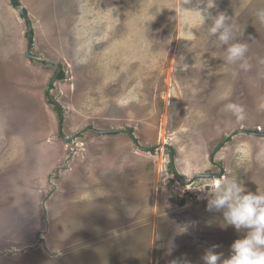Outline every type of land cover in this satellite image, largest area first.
Masks as SVG:
<instances>
[{"label":"rangeland","instance_id":"1","mask_svg":"<svg viewBox=\"0 0 264 264\" xmlns=\"http://www.w3.org/2000/svg\"><path fill=\"white\" fill-rule=\"evenodd\" d=\"M17 1L47 60L28 57V19L0 0V264L227 258L243 233L222 227L200 188L230 176L264 191V0L213 9L231 17V42L248 43V71L225 62L211 21L198 24L204 0ZM52 60L64 76L47 94ZM165 144L184 180L219 176L184 184Z\"/></svg>","mask_w":264,"mask_h":264},{"label":"clouds","instance_id":"2","mask_svg":"<svg viewBox=\"0 0 264 264\" xmlns=\"http://www.w3.org/2000/svg\"><path fill=\"white\" fill-rule=\"evenodd\" d=\"M190 3L191 0H185ZM216 0H204L192 10L200 26L207 21L210 36L217 37L219 44L227 45L224 60L227 64H238L239 68L248 71L251 65L247 53L249 45L246 42H231L235 40L233 25L223 11H217ZM261 23H264V9L256 13ZM186 66V65H185ZM225 110L230 112L237 121H243L244 108L238 104L228 103ZM175 173V172H174ZM205 191L203 199H207V210L223 212L224 224L222 227L233 226L237 232L243 233L241 238L234 240L230 245L229 256L224 258L223 253L209 249L202 257L204 264H264V191L252 192L238 182L235 177L216 179L210 185L201 187ZM218 247L214 245L213 248ZM171 264H191L186 259H175Z\"/></svg>","mask_w":264,"mask_h":264},{"label":"water","instance_id":"3","mask_svg":"<svg viewBox=\"0 0 264 264\" xmlns=\"http://www.w3.org/2000/svg\"><path fill=\"white\" fill-rule=\"evenodd\" d=\"M11 1V4L13 5V7L17 10H19L21 12L22 15L26 16V18L29 20V33H28V42H29V46H28V56L31 57V58H35V59H42V60H47L46 58H43V57H40V56H35L32 51H31V46H32V43H33V22L31 21V18L29 16V10L28 8L23 5V6H19L18 3H17V0H10ZM136 1V4L139 2V0H135ZM135 4V5H136ZM52 62L54 63H57L59 65V70L57 71L56 75L54 76L53 80H51L49 83V89H48V92H50V88L53 87V84H54V81L58 79V76L60 74V71L61 69L63 68V65L61 62H58V61H54L52 60ZM52 100H56L54 97H52ZM120 130H123V129H118L116 128L115 130H110V131H98L96 130L97 132H100V133H106V134H114V133H117L118 131ZM128 130L130 131V133L133 135V131L131 130V128H128ZM79 135H75V136H72V137H69V138H66V141L68 142H73L74 139H76ZM134 139H135V136L133 135ZM165 146H168L170 149H171V154H172V157L174 158V148L168 144H165ZM216 153V152H215ZM213 153L212 156L215 154ZM172 168L175 172V174L183 181L184 184L186 185H191L192 183H194L199 177H211V176H216L218 177L219 175H216V174H202V173H199L197 175H195L192 179H189V180H184V178L180 175V173L178 172L176 166L174 165V159L172 160ZM224 174V169L222 168L221 169V175Z\"/></svg>","mask_w":264,"mask_h":264},{"label":"flooded vegetation","instance_id":"4","mask_svg":"<svg viewBox=\"0 0 264 264\" xmlns=\"http://www.w3.org/2000/svg\"><path fill=\"white\" fill-rule=\"evenodd\" d=\"M110 2V4H111V2H112V0H109ZM119 1H121V0H119ZM127 1V0H126ZM141 1V0H140ZM116 2V0H114V2L113 3H115ZM127 3L128 4H130V6H129V8L130 9H134L133 8V6L136 4V1L135 0H130V1H127ZM105 5H108V3L107 4H105ZM105 5H103V7L105 6ZM27 23H28V33H29V20H27ZM35 41V35H34V30H33V43H32V46L34 45V42ZM28 46H29V42H28ZM32 46H31V51H32ZM32 53L35 55V56H37L33 51H32ZM27 55H28V50H27ZM29 57V56H28ZM31 58V57H30ZM32 59H35V58H32ZM36 60H41L42 62H44V60H42V59H40V58H38V59H36ZM50 62H52V61H50ZM53 63V65L54 66H56V72H55V74H54V76L56 75V73H57V71L59 70V65L57 64V63H54V62H52ZM63 65V64H62ZM63 70H64V66H63V68L61 69V71H60V74H59V76H58V79L57 80H55L54 81V84H53V86L55 85V82H57L58 80H61L62 78H63ZM54 76L52 77V80H53V78H54ZM49 84L50 83H48V89H49ZM48 89H47V94H50V92H48ZM51 89H52V87H51ZM56 99V98H55ZM52 100V99H51ZM55 103L57 104V106H59L58 105V103H57V100H55ZM127 128H129V127H127ZM132 131H134V130H132ZM129 135H130V137L134 140V143H136V145H138L137 143L139 142L138 141V139H137V137H135V139H134V137H133V135L135 136V134H134V132H132L133 133V135L130 133V131L127 129V131H126ZM117 133H120V132H117ZM117 133H114V134H117ZM62 136H63V134H61ZM80 137V135L77 137V138H79ZM76 138V139H77ZM76 139H74L73 141H75ZM170 145V144H169ZM147 151H149V150H151V148H147L146 149ZM175 150V149H174ZM175 152V151H174ZM169 156H170V166H171V169H173L172 168V160L174 159V165H175V156H176V152H175V154H174V158L172 157V154H171V149H169ZM211 158H212V156H211ZM173 173H174V171H173ZM175 174V173H174ZM174 177H176V178H178L179 180H180V178L178 177V176H175L174 175Z\"/></svg>","mask_w":264,"mask_h":264},{"label":"trees","instance_id":"5","mask_svg":"<svg viewBox=\"0 0 264 264\" xmlns=\"http://www.w3.org/2000/svg\"><path fill=\"white\" fill-rule=\"evenodd\" d=\"M17 3L19 4V1H17Z\"/></svg>","mask_w":264,"mask_h":264}]
</instances>
